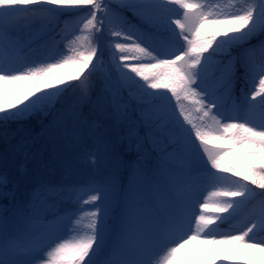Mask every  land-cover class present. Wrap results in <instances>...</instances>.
Masks as SVG:
<instances>
[{"label":"snow or ice","instance_id":"snow-or-ice-1","mask_svg":"<svg viewBox=\"0 0 264 264\" xmlns=\"http://www.w3.org/2000/svg\"><path fill=\"white\" fill-rule=\"evenodd\" d=\"M61 21L60 40L31 59L25 49L34 37ZM34 23L41 27L32 34ZM24 29L29 39L14 35ZM237 62L249 86L242 103L233 97ZM96 73L112 118L137 149L131 180L72 189L71 214L58 206L60 188L40 185L19 205L12 196L11 207L0 206V264H191L180 255L189 240L210 246L208 264H264V240L250 236L264 230V0H0V127L46 113L67 88L86 95ZM149 147L178 161L181 174L146 218L137 181L149 180ZM7 185L0 174V199ZM249 203L246 229L220 232Z\"/></svg>","mask_w":264,"mask_h":264},{"label":"trees","instance_id":"trees-1","mask_svg":"<svg viewBox=\"0 0 264 264\" xmlns=\"http://www.w3.org/2000/svg\"><path fill=\"white\" fill-rule=\"evenodd\" d=\"M126 15L130 20L138 23L130 13ZM62 24L63 21L54 32L34 37L31 50L25 49V53L28 55L43 45L49 49L53 38L60 40ZM40 27L39 23L32 24L31 33H38ZM14 35H19L25 40L30 38L27 29ZM239 52V49H233V55H238ZM242 74L243 70L237 62L233 87V97L237 103L244 101L242 89L248 91L249 88ZM219 75L220 72L217 71L213 79ZM90 79L92 83L86 95L82 96L78 88H67L46 115L35 114L29 118L9 122L6 128L0 127V174H5L8 178L6 189L8 199H0L1 206L11 207L12 196H15V204L19 205L29 199L35 188L47 185L65 190L66 194L58 201V206L62 213H66L73 207L71 191L74 188L109 177H115L118 183H123L127 187L132 178V171L136 167L137 151L133 145L127 143L125 130L119 129L121 124H115L113 118H101L92 112L91 108L89 109L91 105L89 98L96 97L105 90L100 73L93 74ZM78 83L79 81H75L72 84ZM124 95L127 97L126 92ZM79 98L85 101L81 106L84 108L79 111L80 121L75 112L68 110L69 106L79 109L77 108ZM128 103L131 115L138 116V110L134 111L136 109L134 102L128 101ZM226 108H231L230 101L226 104ZM81 123L83 125L80 126ZM147 150L149 153L145 166L152 175L175 171L177 161H162L160 152L150 147ZM67 171L69 177L66 178L64 174ZM233 179H239L255 187L250 185V182L243 181L242 177L233 176ZM256 191L261 190L257 188ZM246 209L250 214L252 204L249 203ZM117 215H113L111 224L116 223ZM233 225V221H229L222 227ZM260 234H264V230L258 228L254 229V233H250V236Z\"/></svg>","mask_w":264,"mask_h":264},{"label":"rangeland","instance_id":"rangeland-1","mask_svg":"<svg viewBox=\"0 0 264 264\" xmlns=\"http://www.w3.org/2000/svg\"><path fill=\"white\" fill-rule=\"evenodd\" d=\"M170 7L177 8L176 5H170ZM182 11H183L182 9H177V14H182ZM102 43H103V41H102ZM60 48L63 49V47H60ZM36 49L37 50H35L33 53L29 54V57L31 59H39L42 54H47L49 51V49H47L45 47V45H43L42 47H38ZM105 52L106 53H105L104 60L106 62L105 68L107 69L108 61L110 60V57H109L107 51H105ZM63 71L71 73L73 71V69L66 68ZM112 76H113V78H115L116 73L113 72ZM103 81H104V79H103ZM73 82H75V80L70 81L71 84ZM141 83H143V81H141ZM104 85H105V83H104ZM62 87H65V86H62ZM90 98H89V100H90L91 105L89 106V109L91 108L90 110L92 112H95L96 114H98L99 117L104 118V119L106 117L112 118V116L110 114L111 110H110V108H109V106L105 100V90L102 91L101 93L97 94L96 97H93L91 99ZM83 103H85V101L82 98H79V105L77 106V108H79V109H76V107H73V106L68 107V110L70 112H75V115L77 116L79 121L81 120V114L79 113V111H82V109L84 108V106L81 107ZM95 107H97V109ZM46 113L45 112H37L35 114L45 115ZM35 114H32L29 117L34 116ZM29 117H26V118H29ZM115 124L119 125L120 122L115 120ZM81 125H83V123H81L80 126ZM119 129L127 131V125L124 123H121ZM205 159H206V157H205ZM177 166H180L178 161H177ZM180 174H181V167H180V169H177L174 172L159 175V176H152V174L149 173V180L148 181H145L144 179H140L137 181L138 192L140 193L142 199L144 200V204H145L144 213H145L146 218L150 217L152 215L154 209L159 207L162 199H166L173 192V182H174V180H176L178 178V176ZM35 176H37V175H35ZM152 177H155V179H152ZM90 183H92V182H90ZM207 194H208V190L201 191L200 196H199V200L201 203L203 202V199L205 196H207ZM231 199H237L238 200L240 198L236 197V198H231ZM243 207L244 206H242L237 211V213L230 219V220H234V222H233L234 226L233 227L222 228V224H220V222L217 221V224H220V232H222V233L231 232L232 234H239L240 231L246 229V227L250 223V219L248 218L247 211L244 212ZM73 210H74V201H73L72 209L66 213L71 214V212ZM199 211H200L199 206H197V212H199ZM204 211L206 213L213 214V209L211 207L208 209H205ZM231 211L232 210L229 209V213ZM229 213H218V215L228 216ZM49 219H51V216H49ZM230 220H228V221H230ZM68 235H69V233L67 232V230H65V232L63 233V237L66 238ZM217 238H219V237H217ZM254 239L256 241L264 240V234L254 236ZM208 247H210V246L201 243L200 240H189L184 245V247L181 249L180 255L184 258V260L186 262L191 261V264H208V258L205 255V249H207ZM217 264H221V262L218 261ZM224 264H229V262H224Z\"/></svg>","mask_w":264,"mask_h":264}]
</instances>
